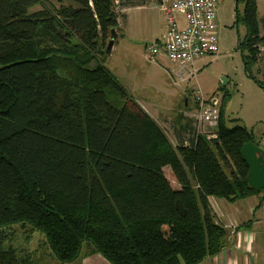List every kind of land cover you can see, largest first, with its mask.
<instances>
[{"label":"trees","instance_id":"1","mask_svg":"<svg viewBox=\"0 0 264 264\" xmlns=\"http://www.w3.org/2000/svg\"><path fill=\"white\" fill-rule=\"evenodd\" d=\"M134 1L0 0V264H31L15 226L27 240L43 235L61 264L85 255L201 264L228 241L210 199L264 193L250 188L242 158L255 138L224 106L213 139L179 115L176 145L155 119L126 107L129 94L100 57ZM237 2L247 70L258 65L264 76L258 1Z\"/></svg>","mask_w":264,"mask_h":264},{"label":"rangeland","instance_id":"2","mask_svg":"<svg viewBox=\"0 0 264 264\" xmlns=\"http://www.w3.org/2000/svg\"><path fill=\"white\" fill-rule=\"evenodd\" d=\"M216 1L219 51L214 56L209 55L195 62L196 76L189 83H182L176 78L174 72L178 67L166 57L148 56L146 43L155 40L144 44V36L150 31L147 28H135L132 24L133 16L125 26L124 23L121 24L111 53H105L100 60L120 78L129 94L126 107L155 119L174 145V126L178 127L179 121L183 120L179 115L188 120L192 119L193 124H198L197 97L200 94L205 99L217 97L221 106H224L227 118L244 124L264 150V89L254 78L257 76L264 83V76L259 73L258 65L253 67L252 73L247 70L238 48L237 39L244 38L245 27L240 22L236 27V21L238 12L244 9V4H238L237 0ZM257 1V12L262 26L264 0ZM39 8L37 6L33 11ZM147 180L153 190L151 180ZM164 229L170 238L169 229ZM12 230L16 234L15 246L26 250L25 254L29 255L31 264H61L52 256L43 235L35 232L27 240L24 228L15 226ZM85 258L86 255L73 264H80Z\"/></svg>","mask_w":264,"mask_h":264},{"label":"crops","instance_id":"3","mask_svg":"<svg viewBox=\"0 0 264 264\" xmlns=\"http://www.w3.org/2000/svg\"><path fill=\"white\" fill-rule=\"evenodd\" d=\"M133 3L122 10L125 16L124 26L133 16L132 24L135 28H147L150 31L144 36V44L163 39L167 33V22L161 4L154 0H135ZM177 17L181 27H184V17ZM166 116L164 117L167 118ZM165 174L173 188L179 190L181 187L171 167L165 169ZM210 202L218 216V222L228 230V241L221 254L210 257L201 264H264V193L238 202L229 203L217 198H211ZM168 239L171 240V237ZM80 264L110 263L104 257L94 255L86 256Z\"/></svg>","mask_w":264,"mask_h":264},{"label":"built area","instance_id":"4","mask_svg":"<svg viewBox=\"0 0 264 264\" xmlns=\"http://www.w3.org/2000/svg\"><path fill=\"white\" fill-rule=\"evenodd\" d=\"M160 4L167 33L163 39L147 43L146 52L150 58L165 56L178 67L174 72L176 78L189 83L196 76L195 62L218 54L217 1L161 0ZM178 15L184 17V27H181ZM197 102L198 133L213 139L219 124L221 102L217 97L205 99L200 94Z\"/></svg>","mask_w":264,"mask_h":264},{"label":"water","instance_id":"5","mask_svg":"<svg viewBox=\"0 0 264 264\" xmlns=\"http://www.w3.org/2000/svg\"><path fill=\"white\" fill-rule=\"evenodd\" d=\"M237 12V10H236ZM239 25L237 18L236 27ZM115 36L109 43L108 53H111L113 48ZM238 48L244 58V52L241 49V39L238 37ZM242 158L249 166L248 182L250 188L257 191H264V150L255 142H249L242 148Z\"/></svg>","mask_w":264,"mask_h":264}]
</instances>
